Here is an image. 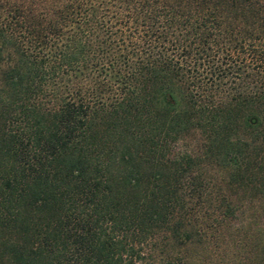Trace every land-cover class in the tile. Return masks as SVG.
<instances>
[{"label": "trees", "instance_id": "obj_1", "mask_svg": "<svg viewBox=\"0 0 264 264\" xmlns=\"http://www.w3.org/2000/svg\"><path fill=\"white\" fill-rule=\"evenodd\" d=\"M206 206L264 264V0H0V264H183Z\"/></svg>", "mask_w": 264, "mask_h": 264}, {"label": "rangeland", "instance_id": "obj_2", "mask_svg": "<svg viewBox=\"0 0 264 264\" xmlns=\"http://www.w3.org/2000/svg\"><path fill=\"white\" fill-rule=\"evenodd\" d=\"M201 144L198 131L192 130L172 143L170 149L174 152L191 153L201 148ZM205 172L206 177L215 176L211 168H206ZM207 207L204 212L207 211L206 214L210 215L208 220H202L201 216L197 219L201 236L196 235L177 246L180 248L183 264H256L257 241L250 235L255 233L260 216L237 207L238 211L232 217H222L217 226L210 221L213 212L210 209L213 206H209L208 210Z\"/></svg>", "mask_w": 264, "mask_h": 264}]
</instances>
